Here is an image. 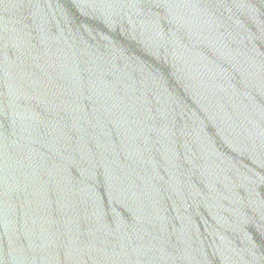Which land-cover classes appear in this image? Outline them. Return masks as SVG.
<instances>
[{"label":"water","instance_id":"water-1","mask_svg":"<svg viewBox=\"0 0 264 264\" xmlns=\"http://www.w3.org/2000/svg\"><path fill=\"white\" fill-rule=\"evenodd\" d=\"M0 264H264V0H0Z\"/></svg>","mask_w":264,"mask_h":264}]
</instances>
